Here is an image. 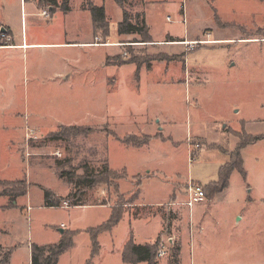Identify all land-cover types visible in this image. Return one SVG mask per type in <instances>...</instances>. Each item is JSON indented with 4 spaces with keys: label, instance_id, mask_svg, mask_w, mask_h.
Masks as SVG:
<instances>
[{
    "label": "rangeland",
    "instance_id": "1",
    "mask_svg": "<svg viewBox=\"0 0 264 264\" xmlns=\"http://www.w3.org/2000/svg\"><path fill=\"white\" fill-rule=\"evenodd\" d=\"M125 1L121 7L114 0H71L73 11L61 13L51 24L47 5L40 4L42 10L34 0H0V22L12 29L16 42L23 22L30 36L36 33L41 40L61 37L65 25L67 40L87 41L92 3L105 8L111 31L107 39L96 33L94 42L118 46L106 48L105 54L76 47L0 57L14 68L13 89L0 94L12 96L0 98L1 248L14 250L12 264H26L29 245L51 242L63 233L61 224L80 213L47 207L48 189L62 198L75 193L83 203H121L126 216L137 217L130 216L131 223L125 218L100 235L101 264H128L120 257L125 242L149 243L160 229L155 219H162L164 227L159 236L165 253H158L159 264H174L175 245L182 248L180 264H264V140L243 149L245 177L235 170L229 187L217 196L207 195L191 211L179 205L191 183L207 189L218 181L220 167L240 141L237 134L264 135V0ZM57 3L56 12L69 4ZM46 11L49 16L43 15ZM124 11L133 24L145 19L150 42L139 34H119ZM160 44L170 46L167 52L176 45L183 48L185 77L180 62L176 64L182 56L169 55ZM108 53L113 56L107 61L122 66V74L131 72V64L150 69L137 94L125 83L120 97H114L124 118L143 119L135 136L140 147L125 145L122 140L130 135L101 125L106 100L101 94L92 99L87 68L94 64L91 72L99 78L114 73L118 67L102 66ZM167 59L176 67L160 71L158 63ZM65 72L72 74L69 79ZM180 74L181 79L175 77ZM146 123L151 127L144 129ZM164 123H173V139L158 129ZM107 152L114 167L124 162L137 173V166L147 163L154 169L137 177L120 170L124 178L109 185L77 183L103 169ZM147 176L156 178L145 180ZM22 187L26 195L11 202L8 195ZM169 189L174 192L168 199ZM165 198L158 207L142 206Z\"/></svg>",
    "mask_w": 264,
    "mask_h": 264
},
{
    "label": "crops",
    "instance_id": "2",
    "mask_svg": "<svg viewBox=\"0 0 264 264\" xmlns=\"http://www.w3.org/2000/svg\"><path fill=\"white\" fill-rule=\"evenodd\" d=\"M39 8H42L40 6L39 0H34ZM69 2V10L68 11H61V12H56L54 11V13H52L51 11L56 10V7H52V6H48L51 15L49 16L50 18V22L51 24L53 23L54 19L57 20L58 16H61V13L66 15V14H70L73 11V8L71 6V0H68ZM21 4V3H20ZM21 7L22 4H21ZM23 9V8H22ZM43 10V8H42ZM24 11V9H23ZM78 11L80 12V14L82 16L83 12L80 10V7L78 9ZM59 13V15L57 14ZM86 17V16H84ZM86 18H88L87 20L90 21L89 23V32H90V39H88L87 41L82 40V41H72V40H67L66 36V29L65 25L64 28L62 29V35L61 37H53L54 34H52L51 36L49 35L48 39H43L41 40L40 37L38 36V34L36 33H31L32 35L30 36L29 34V29L28 26L26 24V26L24 27V22L22 23V27L20 29V42H16V37L15 35H13L12 29L7 26L2 20L0 22V28L2 27L3 29H5V31H0L1 33V38H0V57L2 58L4 56V53L7 56H10V54H13V56L15 55L14 52L19 51L18 53L22 54L23 58L26 55V52L29 50H35V51H39V50H43V49H62V48H78V47H85L88 49L93 50H104V54H105V49L108 47H113L116 48L118 46H115L114 43H108V44H98L95 41L96 38V32H94V28H93V22H92V17H90V13H89V17L87 16ZM68 28H70V26H67ZM69 33H71V29H67ZM64 36V37H63ZM161 45V44H160ZM164 46L162 47V50L166 51L165 48H167L169 45H161ZM166 46V47H165ZM170 47V46H169ZM168 47V48H169ZM167 52V51H166ZM184 50L183 48H180L179 45L174 46V48L170 49L169 52H167L169 55H176V56H182L180 58H178V61H176V64L178 65V63L180 62V66L178 68L181 67V70L184 74L185 77V73H186V60H185V55H184ZM113 55H111L110 53L106 54L104 57V60L102 61L103 63V69H107L109 68V66L114 65V67H118L117 70H114V73H110L109 75L104 74V76L102 78L96 77V74L91 72V70L93 69V67H95V65L91 64L90 67L87 68V71L90 70V73L88 74V78L90 81V93H92L93 97L92 99H94L96 97V95L101 94L103 95L102 97L106 100L105 103L102 105L103 109H105L106 114L103 115V122L101 125H108L110 127V130H113L116 134H123V135H133V136H137L139 134L138 132V128H141V126H143L144 123H142L143 119H140V117H125L124 118V111L121 109L122 107L117 104V100H114L115 96H117L118 98L120 97V93L118 92L119 89L123 90L125 83H127V88H130L133 90V94H137L140 89V87L145 86L144 81L146 82L149 79V68H140L138 70V67L136 65L131 64V72L126 73V74H122L120 71H122V66H119L117 64L114 63H109L107 61L108 57H112ZM115 56H118L115 55ZM15 58H13L14 60ZM169 61V59L167 60H163L160 61L158 63L159 70L163 71L166 70L168 71L169 68L171 67V65L167 62ZM11 62L8 60L7 62H0V94L3 91H8L10 89H13V79L11 78L14 68L10 67L9 65ZM176 67V65H174ZM174 66L171 67V70L174 69ZM130 68V67H129ZM143 70V75L141 74V71ZM134 71V72H133ZM71 73L69 72H65L63 74V76L66 79H69V77H71ZM181 76H175L178 79L182 78V74H180ZM4 76V77H3ZM3 77V78H2ZM177 79V80H178ZM176 80V79H175ZM141 83V84H140ZM10 94H7L5 92V95L1 96L0 98L3 99H7V97H9V99L12 97ZM10 101H7L5 104L9 103ZM4 103V101H3ZM10 104H12V102H10ZM9 105V104H8ZM146 119V118H145ZM146 122V121H145ZM159 122V121H158ZM157 122V123H158ZM173 123H164L161 127H158L159 130H164L163 134H166L167 136L170 135V126ZM151 127L148 123H146L144 129H147ZM169 130V131H168ZM168 131V132H166ZM171 139L172 136H169ZM158 139V138H156ZM154 139V140H156ZM153 140V141H154ZM151 141V142H153ZM112 143H114V141H111ZM110 142V143H111ZM114 145L120 149H122V151L125 149L123 148V146H118L117 144L114 143ZM108 153V152H107ZM110 154L108 153V158L106 161V165L111 168L114 169L116 171H120V170H124L125 172H128V174L131 177H137L139 175H141L143 172H150L153 171L154 168L149 169V165L147 163H142L140 166H137V173L136 172H131L128 171V168L125 166L124 162H119V164H121L118 167H114L113 165V160H110ZM118 164V163H117ZM156 176V175H155ZM152 178H156L153 176H147L145 177V180H149ZM142 183V182H141ZM141 185V184H140ZM141 189V188H140ZM142 191V189H141ZM168 191V195L167 198H171V196L173 195V190L169 189ZM127 192V191H125ZM143 192V191H142ZM142 194V193H141ZM161 199L158 200L157 202H145L142 204V206H159V205H163L164 201L167 199ZM114 204L111 205L110 203H102V204H91V203H81L80 206H69L67 208L64 207H60L62 210H68V209H76L77 216H74L75 218L73 219V221L71 220V222H68L66 224L62 223L61 226H63V233L65 232H71L74 234L73 236V246L71 248H69V250L67 252H65L60 258H59V263L58 264H101V246H100V251L97 255L93 256V245H92V238H91V234H90V230L91 229H95L97 228L99 225L105 223L106 221L109 220V218L111 217V212H112V208H113ZM137 206H141V205H135ZM172 206V205H171ZM87 211H91V212H87ZM102 214V216L100 217V215ZM127 213H125L123 219L127 218L128 222L131 223V218L130 216H126ZM100 217V218H99ZM104 217V218H102ZM156 218V217H155ZM100 219V220H99ZM122 219V220H123ZM146 223H148V221H150L149 218L144 219ZM157 221H160V229L158 231V233L156 235H154V237L150 240L149 243H152L151 241H153L154 239L156 240L160 234L163 233V223H162V219H155ZM110 232V231H109ZM61 234H56V237H52V239L50 240L51 242H38L36 243L37 245H53V243H57L61 240L62 235ZM107 232H104L102 234H105ZM101 235V234H100ZM99 235V237H100ZM99 240V238H98ZM130 240V239H129ZM127 240L125 242V246L127 245L126 243L129 241ZM82 241V246L79 245L80 242ZM145 244V243H144ZM142 244V245H144ZM31 245H29V249L27 251V257H26V264H32L31 262ZM125 247H123L121 249V251L124 249ZM181 252H182V248H181ZM122 254V253H121ZM120 254V257L122 259V256ZM181 254V253H180ZM12 256L9 259V264H12L11 262ZM159 260L158 259V264H159ZM123 261V259H122ZM124 262V261H123ZM125 263V262H124ZM146 264H148L146 262Z\"/></svg>",
    "mask_w": 264,
    "mask_h": 264
},
{
    "label": "trees",
    "instance_id": "3",
    "mask_svg": "<svg viewBox=\"0 0 264 264\" xmlns=\"http://www.w3.org/2000/svg\"><path fill=\"white\" fill-rule=\"evenodd\" d=\"M117 2L119 6H123L125 4V0H114ZM39 3L43 6H52L57 7L58 3L57 0H39ZM64 5H67L69 2L68 0H63ZM69 5V4H68ZM67 5V6H68ZM64 6L63 11H68L69 7ZM89 13L90 17H92L93 22V28L94 32L101 33L102 36L107 39L110 36L109 31V22L107 20V16L105 14V8L102 6H97L91 3L89 6ZM54 13V10L51 11ZM124 19L123 21L118 25V32L120 35L123 34H139L142 37L143 42H150L152 40V37L149 35V32L147 30V25L145 19H142L141 22H138L137 24H133L129 17L127 16V13L124 11L123 13ZM134 62V61H132ZM72 129H75L72 127ZM237 136L240 137V141L235 148V150L230 154V161L224 165H222L218 172V181L217 182H211L207 184V189L205 186H203V189L205 191V196H211L215 197L217 194L223 192L226 190L230 185V177L233 173V171L238 170L242 174L243 177H245V169L243 164V158H242V151L245 147H247L250 144H254L259 141L264 140V135L259 136H253L248 134H237ZM123 143L126 145H131L134 147H140L141 144L137 142V137L135 136H126L124 138ZM103 169L101 171H97L93 173L92 175L84 176L82 178H79L77 183L84 184L85 187H94L97 186V184H104L109 185L111 184V180H117L120 181L124 177H120V173L114 169L109 168L106 164L102 167ZM64 176L63 174L61 177ZM141 187V185H139ZM117 192L119 191V184L116 185ZM26 188L21 190L17 193L9 194L10 198L12 199L11 202H15V200L23 195H26ZM77 192V191H76ZM208 193V194H207ZM136 193L135 195H137ZM78 195L75 193H71L67 195L66 198L57 197L55 196L50 190L44 189V199L46 201L47 207H61L64 203H70L71 206H80L81 201L77 200ZM207 196V197H208ZM124 204H114L111 212V217L108 221L105 223L99 225L95 229L90 230L91 238H92V245H93V253L92 255L95 256L100 251V245L98 244V238L99 235L104 232L112 231L113 228L118 225L124 215ZM136 216V215H135ZM132 218L137 219V217H134L131 215ZM73 236L74 234L71 232H65L62 235V238L59 242L53 243V245H37V244H31V262L32 264H58L59 258L69 250L73 246ZM125 246V248L122 251V259L125 263L128 264H140L147 262L148 264H158V253L160 251L161 244V237L159 236L154 242L152 243H145L142 244H136L133 242L132 239H130ZM172 251V257L175 258L174 264H180V253H181V247L180 246H173L171 248ZM14 250L8 249L6 252L1 248L0 246V264H9V259L12 256Z\"/></svg>",
    "mask_w": 264,
    "mask_h": 264
},
{
    "label": "built area",
    "instance_id": "4",
    "mask_svg": "<svg viewBox=\"0 0 264 264\" xmlns=\"http://www.w3.org/2000/svg\"><path fill=\"white\" fill-rule=\"evenodd\" d=\"M43 15L49 16L48 11L43 12ZM186 196H187L186 200L179 205L184 206L189 211H191L192 208H194V206L197 203L204 202V200L207 198V196H205V191L203 187L199 184H193V183L189 185ZM174 205H178V204L174 203ZM63 206L64 208L69 207L68 202L64 203ZM160 253L161 255H164L165 252L160 248L159 254Z\"/></svg>",
    "mask_w": 264,
    "mask_h": 264
},
{
    "label": "water",
    "instance_id": "5",
    "mask_svg": "<svg viewBox=\"0 0 264 264\" xmlns=\"http://www.w3.org/2000/svg\"><path fill=\"white\" fill-rule=\"evenodd\" d=\"M1 31H5V29L1 28ZM64 231V230H63Z\"/></svg>",
    "mask_w": 264,
    "mask_h": 264
}]
</instances>
